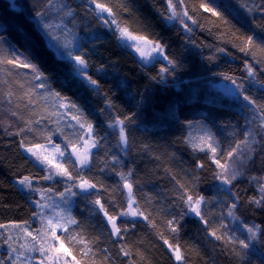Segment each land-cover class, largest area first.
Here are the masks:
<instances>
[{
	"label": "trees",
	"instance_id": "obj_1",
	"mask_svg": "<svg viewBox=\"0 0 264 264\" xmlns=\"http://www.w3.org/2000/svg\"><path fill=\"white\" fill-rule=\"evenodd\" d=\"M97 2L112 8L116 19L134 34L160 43L165 56L177 66L173 68L168 60L144 65L118 39L114 28L104 23L91 0H0V59H27L48 77L41 88L30 69L0 63V225L5 226L0 227V264H8L17 246L32 242L27 232L41 228L39 194L22 191L18 180L30 176L33 188H52L57 193L66 188L64 179L43 180L47 170L25 148L55 143L67 152V141L76 142L78 137L81 141L87 131L86 126L79 127L74 115L91 123L94 137L100 138L87 168L68 165L74 176L79 172L97 184L90 198L76 191L72 211L84 235L99 240L93 246L95 264H264V207L249 202L264 195L260 192L264 129L259 119H253L256 110L251 105L244 107L247 102L243 100V95H249L264 104V53L257 51L254 57L240 50L246 37L252 36L257 43L264 37V0H206L223 19L201 9V0H184L183 7L197 21L186 22L191 32L181 22L166 19L167 0ZM69 10L71 15L66 14ZM48 20L64 23L57 35L45 30ZM51 40L74 44L71 49L88 61L85 71L98 82V89L74 75L75 63L67 55L71 49L60 48L59 53ZM248 64L256 70L254 77L248 75ZM233 80L241 86L236 96L217 87ZM50 91L67 97L82 115L58 107ZM117 119L125 120L127 146L120 142L118 128L110 127ZM29 120L33 123L26 124ZM247 130L252 131L248 139L257 141L252 145L254 153L245 150V156L252 158L240 161L233 156L231 162L225 161L223 157L245 139ZM208 135L211 140L201 139ZM208 144L216 147L222 163L235 162L239 168L240 175L231 186L217 178L220 169L210 159ZM121 172H131L128 180L137 201L133 206L149 218L118 219L117 224L128 229L122 232L123 239L109 235L110 225L106 226L103 212L92 203L99 198L113 215L127 210L128 191L118 175ZM185 190L194 198L196 194L205 197L201 214L207 223L179 199ZM234 202L237 208L229 216ZM169 220L174 221L175 232ZM244 225L255 227V240L248 239ZM213 231L224 239L217 240ZM229 237L246 240L249 247L226 243ZM164 239L179 245L183 260H176ZM121 245L130 251L129 256L120 251Z\"/></svg>",
	"mask_w": 264,
	"mask_h": 264
},
{
	"label": "snow or ice",
	"instance_id": "obj_2",
	"mask_svg": "<svg viewBox=\"0 0 264 264\" xmlns=\"http://www.w3.org/2000/svg\"><path fill=\"white\" fill-rule=\"evenodd\" d=\"M91 3L95 5L97 9L100 10V13H107L108 16L113 17L111 20H104L106 25H115V31L118 33V39L129 48L135 49L136 52L140 53L142 58H148L145 56L144 53V46L152 45V51L159 52L162 56H164V49L163 46L154 41L150 40L147 35L142 34H134L132 31L129 30L127 25H122L116 19V13L113 12L112 8L107 7L105 4L98 3L97 0H91ZM168 10L169 13L166 15V19L172 20L177 18L178 16L186 17L187 20H190L192 24H196V19L189 15V10L186 7H181L178 10V5L183 6L184 0H176L174 3L173 0H167ZM14 7V5H13ZM199 7L203 9L205 12H211L212 15L218 16L223 19L222 13L217 11L215 8H211L208 6L206 0H201ZM194 11V9H193ZM67 15H71V10H69ZM38 16H43V13H37ZM99 15V13H98ZM182 24H184L185 29L191 32V28L188 26L187 23L183 19L180 20ZM227 23V21H225ZM50 25H45V28H50ZM58 39V37H54ZM241 51L250 52L254 57L256 52L264 53V37L261 38V42L257 43L256 40L252 36H248L244 39V46L241 47ZM68 56L71 57L72 60L75 61L74 67V75L82 76L90 85L95 86L97 89L99 88V84L96 80L92 79L91 76L87 75L85 69L88 68V61L84 58L83 55H74L73 53L69 52ZM164 59L168 60L169 64L175 68L177 66L176 61L169 59V57L164 56ZM7 63L14 65L20 68L30 69L33 73H35L34 79H38L41 81L39 87H45L44 81H47L48 77L40 70L39 66L35 63H32L29 60L20 61V59L14 58L10 60H2L0 59V63ZM162 72H167V68H162ZM247 72L249 76L254 77L256 75V70L253 68L251 64L247 65ZM226 79H231L230 77H226ZM233 84L236 83L235 80L232 81ZM237 88H241L240 85H237ZM241 94L243 95L242 91ZM11 95V93L9 94ZM49 95L54 97L58 107L66 108L71 110H75V112L79 115H82L81 110L79 107L69 100L67 97L62 96L60 92L50 91ZM243 100L247 102L244 107L251 105L255 110L257 115L253 117V119H259L260 124L259 127L264 129V104H258L255 99H253L249 95H243ZM29 103H32L29 100ZM12 115H18L16 112H13ZM73 119L77 120L80 128L87 127L88 132L82 135H89L92 133L93 125L91 123L85 124V122L78 119L77 115L73 116ZM125 120H131V117H125ZM125 120L117 119L115 123L111 124L110 127L113 129L119 130V139L120 142L127 146L128 138L126 129L123 127ZM33 121L29 120L26 121V124H31ZM35 123L39 124L40 121L36 120ZM27 131H34L32 128H27ZM25 131V129H21V132ZM252 136V131L247 130L245 133V139L241 140L239 143L235 144L223 157L225 161H232L233 156H236L240 161H243L245 158L251 159V155L245 156V150L247 153L251 154L256 151L255 148L252 147L253 144L257 143L255 138L250 141L248 137ZM49 140L51 137L48 138ZM100 138H92L89 135V139L83 141L81 144V148L83 151L78 150L77 143H79V137L76 142L72 140L67 141V147L71 149V152L68 153L64 150H61L59 145L53 146V151L59 155L60 158H63L67 155L68 159L63 160L60 159L57 162H53V159L49 157V155L43 154L40 149L44 148L47 151L46 146L41 145L39 143L34 144L31 147H26L25 150L30 153L35 160L42 165H45L47 168V175L43 176V180H55L57 177L62 179H66L68 181H72L73 183L69 185L65 192L70 193L72 196H76L78 193L73 191V188H78L82 193L88 194L86 198H90L92 190L97 188V184L92 183L90 180L85 179L84 176L78 172L76 176L73 175L69 168L65 165H79L80 169L87 168L91 163L92 154L90 148L98 147V140ZM202 140H211V135L206 137H201ZM264 139V137H262ZM23 144V141H21ZM90 145V147H89ZM208 148L212 153L210 159L215 163L216 167L220 169L219 172L216 173L217 178L221 181L222 184L225 185H232V182L238 178L240 175L239 168L235 166V162L232 163H222L220 158L216 156V147H213L212 144H208ZM204 149L201 148V151ZM264 151V150H262ZM75 156V161L72 160V157ZM115 162V161H114ZM199 167L203 168L204 164H200ZM120 179L124 182L123 187L128 191V203H127V210L119 211L116 215L110 214L107 209L101 204L100 199L97 198L92 201L94 205H98L99 209L103 212V216L106 218V226L110 225L109 235H115L120 239H123L122 232H126L127 228H122L120 225L117 224V220L121 217H127L129 215L132 216H141L145 220H148V216L144 214L143 211L140 210L139 206L133 208L134 204H137L133 196V184L129 182L128 177L131 175V172L125 173H118ZM255 179V178H253ZM20 185H23L30 191H37L41 192V199H45L44 192L51 193L53 191L52 188H47L44 190L33 188V178L30 176H24L22 179L18 180ZM181 189L184 188V185H180ZM65 192H61L60 198L65 199ZM260 192L264 194V184L260 185ZM179 199L183 200L187 207L194 212L197 216L204 220L205 217L201 214L200 205L205 202V197L199 194H196L195 198L193 195L187 193V190L181 192L179 195ZM236 200H239V197H236ZM250 203L257 205L258 207H264V195H261L259 199L253 197ZM37 205L40 208H47L49 205L46 203H41L39 200L36 201ZM237 208V204L234 202L232 203L231 207L228 209V215L234 216V210ZM37 215L41 218V223L44 224V227L37 229L36 234L33 235L32 232H27V235L31 237L32 241L35 243L29 246L25 244L24 247L27 248L28 251L32 252H39L45 260L49 261L50 264H95V255H93V246L98 244V238H92L84 235V227L83 225L71 214L69 211L67 214L60 213L55 218H48L45 222L42 213H37ZM55 220V222H54ZM151 223V221H150ZM168 224L172 226L171 230L173 232L176 231V227L174 226V221L169 220ZM0 227H5L4 225H0ZM19 227V226H18ZM153 227L155 224L153 223ZM247 229V232L250 234L248 239L255 240L257 238V231L255 227H248L244 225ZM27 231V229H24ZM57 232H62L65 235H58ZM212 236H215L217 240H223L224 236L217 235L215 231L211 233ZM163 239V236H161ZM226 243H238L241 248L247 249L249 247V243L246 240H238L234 241L231 237H229ZM164 244L171 249L175 255L176 260H183L184 257L181 255V251L179 245H172L169 243L167 239H164ZM38 245V247H37ZM73 250H75L76 255H73ZM15 251V249H13ZM104 252H107V249H103ZM120 251L123 253L124 256H129L131 253L130 251L124 246H120ZM235 251V249H233ZM77 256L80 258L77 259ZM71 258V259H69ZM11 259V257H10ZM40 264H44V260L40 261Z\"/></svg>",
	"mask_w": 264,
	"mask_h": 264
},
{
	"label": "rangeland",
	"instance_id": "obj_3",
	"mask_svg": "<svg viewBox=\"0 0 264 264\" xmlns=\"http://www.w3.org/2000/svg\"><path fill=\"white\" fill-rule=\"evenodd\" d=\"M173 2L175 3L176 1L173 0ZM177 7H178V10H179L183 6L178 5ZM97 13H99V16L101 18H103V20H105V19H107V20L113 19V17L108 16L107 13H100V10L99 9H97ZM181 19H183L185 21V23L189 21V20H187L186 17L178 16L177 18L170 20V22L171 23H179ZM45 25H50L51 26L50 28H47V29L45 28V30L47 32H52V33L54 32L53 34H56L57 35L58 32H59V30L61 29L60 27H63L64 26V23H62V22L61 23H52L51 21L48 20V21H45L44 27H45ZM111 26L115 30V25H111ZM50 43H51V45L53 47H56V49H57V51L59 53H61L60 48H65L66 50L67 49H71V48L73 49L74 48V44L73 43H72L73 46H70L69 43H65L63 45H60L61 43H57L56 40H51ZM72 49H71V52L74 55H80V54H76L75 51L72 50ZM151 49H152V45L144 46V53H145V56L148 57V58H142L141 55H140V53L136 52L135 49L130 48V50H132L136 54V56L139 58V60L144 65L149 66V65H152V64L156 63L159 60H162V61H165L166 60V59H164L165 51H164V56H162L159 52L152 51ZM68 58L70 60H72L71 57L68 56ZM72 61L75 63L74 60H72ZM217 87L223 93H225L227 95H230V96H236L237 95V92H238L237 85H236V83L233 84V82H222V83L217 84ZM87 132H88V130L86 131V133ZM89 135H91L92 138H95L94 137V131H93V129H92V133L89 134ZM89 135H84L83 139H81L80 145H77L78 150L83 151V148H81V144L83 143V141L89 139ZM54 145H58V144L51 143V144L45 145L47 151H45L44 148L40 149V151L43 154H45V155H49V157L51 159H53V162L54 163L57 162L60 159L67 160L68 159L67 155L65 157H63V158H60L59 155L53 151V146ZM89 147H90V145H89ZM60 148H61V150H64L63 147L60 146ZM67 150H68L67 151L68 153L71 152V149L70 148H68ZM93 150H94V148H90L91 154H92ZM64 151H66V150H64ZM28 154H30V153H28ZM30 156L35 160V157H33L31 154H30ZM72 159L75 161V156H73ZM35 162L39 166H41V167H43V168H45L47 170V168H46L45 165L39 164L36 160H35ZM65 166L68 167L67 164ZM77 166L79 168V165L78 164H77ZM69 171H71V170L69 169ZM58 179H62V178L57 177L55 180H48V181H50L51 183L52 182L54 183ZM64 180L67 182L65 184L66 188L73 183L72 181H68L66 179H64ZM17 184H18V186L20 187V189L22 191H24L26 193H29V190L26 187H24L23 185H20L18 182H17ZM73 191H75V192L76 191H80V189L73 188ZM31 192H33V191H31ZM63 192H65V190ZM37 193L39 194V197L41 199V194L42 193L41 192H37ZM60 193L61 192H58L57 193L56 191H52L50 194L47 193V192H44L43 193L46 198L45 199H41L40 202L41 203H46L49 206L47 208H40L38 205L37 206L39 208V213H42L43 214V217L45 219V222H46V220L48 218H55L60 213L67 214L70 211L71 214H72L76 196H72L70 193L65 192V199H61L60 198V195H59ZM202 205H203V203L200 205V210L202 208ZM133 208H135V207L133 206ZM192 214L193 215H196L194 212H192ZM129 216H132V215H129ZM132 217H134V216H132ZM135 217H137V216H135ZM39 221H40V224H41V228L44 227V224L41 223V218L40 217H39ZM54 222H55V220H54ZM37 229H39V228H37ZM61 233L62 232H57L58 235H60ZM35 234H36V232L33 233V235H35ZM34 243H35L34 241H32V242L27 241L26 243L21 244L20 246H17L16 247L17 253L15 255H9L8 256V259H7L8 264H40V261L41 260H44V264H50V262L47 261V260H45L44 257H42L39 252L28 251L27 248L24 247L25 244H28L29 246H31ZM37 247H38V245H37ZM172 253H173V251H172ZM10 257H11V259H10Z\"/></svg>",
	"mask_w": 264,
	"mask_h": 264
}]
</instances>
